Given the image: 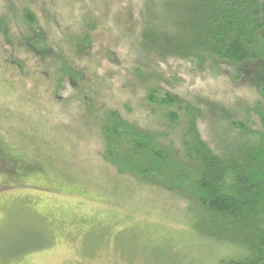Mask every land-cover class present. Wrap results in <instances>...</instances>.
Segmentation results:
<instances>
[{
	"label": "rangeland",
	"instance_id": "1",
	"mask_svg": "<svg viewBox=\"0 0 264 264\" xmlns=\"http://www.w3.org/2000/svg\"><path fill=\"white\" fill-rule=\"evenodd\" d=\"M168 1L0 0L6 39L24 48L0 37V264H226L245 254L195 232L191 200L161 187L158 174L142 182L104 157L107 113L158 129L151 87L198 104L211 143L232 121L262 132L264 62L138 54L141 31L173 29ZM24 7L42 35L34 53L21 45H34Z\"/></svg>",
	"mask_w": 264,
	"mask_h": 264
},
{
	"label": "trees",
	"instance_id": "2",
	"mask_svg": "<svg viewBox=\"0 0 264 264\" xmlns=\"http://www.w3.org/2000/svg\"><path fill=\"white\" fill-rule=\"evenodd\" d=\"M164 8L173 29L141 31L138 54L142 58L199 62L209 58L233 67L263 64L264 0H169ZM18 15L30 29L25 39L34 43L21 45L34 53L42 37L33 29L37 24L34 13L24 7ZM10 25V20L0 16V37L19 48L15 38L6 39ZM61 69L71 76L77 74L67 65ZM146 99L158 129L142 130L121 120L115 111L107 113L101 120L104 157L113 165L120 160L142 182L154 172L161 187L189 197L195 232L245 251L240 259L226 264H264V112L262 132L254 134L232 121L211 143L201 133L198 104L183 103L153 87ZM214 117L222 119L211 116L210 122ZM232 129L237 135H232Z\"/></svg>",
	"mask_w": 264,
	"mask_h": 264
}]
</instances>
